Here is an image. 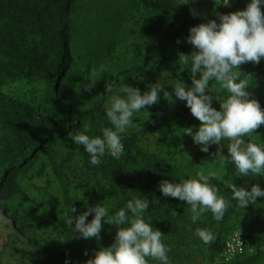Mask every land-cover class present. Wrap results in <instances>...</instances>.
Segmentation results:
<instances>
[{"label":"rangeland","instance_id":"obj_1","mask_svg":"<svg viewBox=\"0 0 264 264\" xmlns=\"http://www.w3.org/2000/svg\"><path fill=\"white\" fill-rule=\"evenodd\" d=\"M152 1L79 0L78 8L71 14L69 46L75 65L67 79V83L72 85L69 94L75 108L98 105L108 82L114 81L118 73L134 64L143 66L146 58L165 61L167 66L176 69L154 71L149 73L147 80L136 78L134 74L122 75L105 104L109 95L121 94L119 88L122 84L138 88L141 94L150 90L152 82L162 85L184 82L185 87H189L190 71L181 69L178 56L180 53L189 54L194 49L184 34L178 37L180 28L206 23L218 18L217 13L244 9L249 2L233 0L226 6L217 4L216 0H195L194 4L174 0L173 12L164 14L154 11ZM192 9L196 10V15L192 14ZM261 11L264 13V5H261ZM147 32H150L149 37ZM216 86L219 87L218 84ZM247 90L249 97L257 100L264 110V77L257 76ZM0 91L12 97L32 100L43 107H51L56 100V95L47 93V84L42 81L21 79L8 82L0 85ZM213 107L219 108L215 99ZM134 122L131 128L134 133L129 130L123 135V145L126 139L135 138L141 148L167 158L175 166L178 178L194 177L197 171L203 170L205 174L214 172L223 176L224 181L210 178L209 182L217 188H225L232 183L247 188L259 184L264 188V178L235 176L230 162L225 164L219 156L213 155L219 151L227 157L226 144L229 141H223L225 145L219 147L212 144L208 152H202L190 136L182 134L183 128L195 130L201 123L191 114L186 102L177 99L170 102L160 96L156 104L136 113ZM254 131L249 139L264 146V125ZM50 147L56 166L53 167L45 153L40 152L20 178L26 196L16 195L9 201H0L1 205L7 204L11 212L18 213L24 223L17 232L8 214L0 207V264H65L66 259L69 264H86L96 250L114 242L117 230L114 224L104 223L99 239H83L61 230L53 219V215L67 219L65 210L68 207L64 204L62 188L65 187L77 203L86 196L83 183L86 180L96 182L101 177L85 172L77 152L69 151L58 142H53ZM245 226L261 229L264 236V198H257V206L248 205L245 209L236 206L223 231L228 238L235 232H242ZM161 228L163 225L157 229ZM162 234V242L170 249V264H206L207 244L193 239L180 241L166 232ZM149 264L157 262L150 260Z\"/></svg>","mask_w":264,"mask_h":264},{"label":"trees","instance_id":"obj_2","mask_svg":"<svg viewBox=\"0 0 264 264\" xmlns=\"http://www.w3.org/2000/svg\"><path fill=\"white\" fill-rule=\"evenodd\" d=\"M78 3L79 0H0V85L21 79L42 81L47 84V93L56 95L51 107H43L32 100L12 97L0 91V201H9L16 195L26 196L20 178L26 174L40 152L45 153L53 167L56 166L50 145L58 142L80 155L88 175L101 177L96 182L86 180L83 183L86 196L77 203L70 192L65 187L62 188L65 206L70 208L71 204L76 205L73 215H78L87 210L88 205L97 203L106 205L112 215L124 207L127 199L146 196L150 202L156 200L158 203L149 204L145 218H151L150 223L155 228L163 225L161 233L166 232L180 241H199L193 234L196 228L213 232L214 239L206 248V264L264 262V236L262 230L255 226H245L242 231L251 244V250L224 262L223 251L227 235L223 230L237 202L231 201L232 207L222 221H215L209 212L193 224L190 206L175 198L164 197L158 188L163 180L179 182L175 166L167 158L138 146L135 138L125 140L124 152L119 160L106 156L104 162L97 167L89 165L83 146L71 142L69 132H82L85 125H91L89 135H100L104 127H111L104 113L108 97L107 84L112 88L117 86L122 75L134 74L136 78L147 80L149 73L154 71L176 69L167 66L165 61L146 58L143 66L134 64L118 73L114 81L108 82L103 88L98 105L75 108L69 94L72 85L67 83V79L69 71L75 65L69 43L71 14L78 8ZM173 4L174 0H153L151 3L154 11L164 14L173 12ZM189 30L190 28L183 26L178 37L184 34L187 39ZM149 35L150 32H147V37ZM178 41L181 42L179 39ZM240 70L244 73L242 76L247 75L249 83H254L257 76L264 77V59L259 63L247 62ZM212 83L215 84L214 81ZM153 84L155 83L152 82L151 85ZM164 86L175 100L171 84ZM160 96H163L162 92ZM130 131L134 133L133 129ZM217 189L225 199L231 198L229 186ZM0 207L8 214L17 232L20 231L24 224L20 215L11 212L7 204H0ZM53 219L61 230L68 231L65 218L53 215Z\"/></svg>","mask_w":264,"mask_h":264},{"label":"clouds","instance_id":"obj_3","mask_svg":"<svg viewBox=\"0 0 264 264\" xmlns=\"http://www.w3.org/2000/svg\"><path fill=\"white\" fill-rule=\"evenodd\" d=\"M177 3L194 4L195 0H178ZM216 3L227 5L229 0H216ZM261 5L264 0H249L244 9L217 13L218 19L192 26L187 42L194 50L178 56L181 69L190 71L191 85L185 87L184 82L171 85L175 99L186 102L191 114L201 122L195 130L183 128L182 134L190 136L202 152H208L212 144L219 147L225 145L223 141H229L227 157L219 151L213 155L219 156L225 164L230 162L234 175L241 177L264 178V146L249 139L254 130L264 125V110L257 100L249 97V79L246 74L242 76L244 73L240 70L244 63H259L264 59ZM192 14H197L195 9ZM236 69L240 71H234ZM112 91V86L107 84V95ZM119 92L120 95H109L104 105L111 127H104L100 135H89L91 125L88 124L84 131L68 134L72 143L83 146L88 163L93 167L100 166L106 156L120 159L124 152L122 137L134 127L135 114L156 104L161 92L170 102L173 100L160 83L151 85L143 94L138 88L122 84ZM214 99L219 103L218 109L213 107ZM212 177L223 180L222 175L205 174L200 170L194 177L179 178V182L163 180L158 188L164 197L176 198L190 206L193 224L209 212L215 221H222L233 200L245 209L248 205L257 206L258 197L264 198V188L259 184L247 188L232 183L229 185L231 198L225 199L215 184L209 182ZM150 203L158 202H150L146 196H133L112 215L100 203L88 205L87 210L73 215L76 208L71 204L65 210L66 224L68 232L76 238L99 239L104 223L117 226L114 242L96 250L86 264H149L150 260L170 264V249L162 242L163 234L150 223L151 219L145 218ZM90 215L92 218L88 220ZM194 234L205 244L214 239V234L206 229L196 228ZM65 264H69L67 259Z\"/></svg>","mask_w":264,"mask_h":264},{"label":"built area","instance_id":"obj_4","mask_svg":"<svg viewBox=\"0 0 264 264\" xmlns=\"http://www.w3.org/2000/svg\"><path fill=\"white\" fill-rule=\"evenodd\" d=\"M248 250H251L250 242L245 239L242 232H235L225 240L223 260L224 262H229L237 255L243 254Z\"/></svg>","mask_w":264,"mask_h":264}]
</instances>
